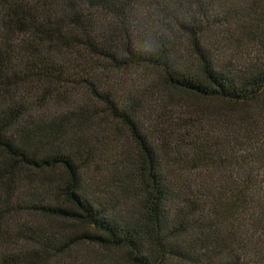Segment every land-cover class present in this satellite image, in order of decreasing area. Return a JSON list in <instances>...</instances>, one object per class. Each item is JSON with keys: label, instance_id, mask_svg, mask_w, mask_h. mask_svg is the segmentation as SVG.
Masks as SVG:
<instances>
[{"label": "trees", "instance_id": "trees-1", "mask_svg": "<svg viewBox=\"0 0 264 264\" xmlns=\"http://www.w3.org/2000/svg\"><path fill=\"white\" fill-rule=\"evenodd\" d=\"M236 28L263 41L264 0H0V264H264Z\"/></svg>", "mask_w": 264, "mask_h": 264}, {"label": "rangeland", "instance_id": "rangeland-1", "mask_svg": "<svg viewBox=\"0 0 264 264\" xmlns=\"http://www.w3.org/2000/svg\"><path fill=\"white\" fill-rule=\"evenodd\" d=\"M244 32L245 31L241 30V28H236L230 33H224L219 41L220 51L217 54L223 55L225 51L226 55L229 57L227 59L229 60L231 58L236 63H241L243 61L253 62L255 59L262 57L264 52V40L262 41L259 37L251 38ZM85 246H82L84 250L80 248V251L75 255L78 256V254L81 253L80 258H83ZM95 248L98 249L96 246ZM109 253L108 258H102L100 255H97L95 258L91 259V262L93 264H127L128 261L125 251L111 250ZM104 254H106V252Z\"/></svg>", "mask_w": 264, "mask_h": 264}]
</instances>
